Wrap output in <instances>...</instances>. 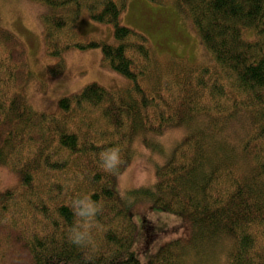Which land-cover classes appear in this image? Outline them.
<instances>
[{"label":"trees","instance_id":"obj_1","mask_svg":"<svg viewBox=\"0 0 264 264\" xmlns=\"http://www.w3.org/2000/svg\"><path fill=\"white\" fill-rule=\"evenodd\" d=\"M31 1L44 7L45 50L60 58L54 74L67 51L101 48L129 84L93 82L56 111H36L24 92L33 78L27 46L0 24V163L21 177L0 194V264H142L140 203L182 214L190 228L148 264H264V0H152L192 21L210 56L202 64L160 55L122 25L128 0ZM85 11L114 26V42L79 37ZM171 130L181 136L167 146ZM136 142L152 153L156 180L121 192ZM112 148L121 163L105 171L100 155ZM83 197L99 211L87 225L92 243L78 247L71 205Z\"/></svg>","mask_w":264,"mask_h":264},{"label":"rangeland","instance_id":"obj_2","mask_svg":"<svg viewBox=\"0 0 264 264\" xmlns=\"http://www.w3.org/2000/svg\"><path fill=\"white\" fill-rule=\"evenodd\" d=\"M43 5L31 0H0V24L14 32L27 46L33 78L25 88L29 105L39 112H54L61 98L80 91L96 82L108 89L129 84V80L102 62L101 48L71 49L63 54L65 67L57 74L60 58L51 57L45 50L41 15ZM122 25L144 34L160 55L187 57L198 64L209 59L202 40L192 21L172 4H157L152 0H128L121 18ZM77 33L84 40L100 39L114 42V26L92 20L83 12ZM181 136L180 130H171L163 137L167 146ZM136 155L117 179L121 192L144 186L156 180L152 153L139 142L135 143ZM21 177L9 166L0 163V194L20 185ZM133 220L137 226L135 246L142 264H148L161 246L176 238H185L190 228L185 216L170 213L140 203L134 207ZM150 226L152 239L145 227ZM160 247V248H159ZM222 249L221 247H216ZM216 249V250H217ZM224 256L216 258L222 261Z\"/></svg>","mask_w":264,"mask_h":264},{"label":"clouds","instance_id":"obj_3","mask_svg":"<svg viewBox=\"0 0 264 264\" xmlns=\"http://www.w3.org/2000/svg\"><path fill=\"white\" fill-rule=\"evenodd\" d=\"M100 159L105 171H114L121 163L120 152L118 148H112L101 153ZM71 209L77 223L70 228L69 240L78 247H86L92 243L88 224L96 216L99 211V205L88 197L75 199L72 201Z\"/></svg>","mask_w":264,"mask_h":264}]
</instances>
